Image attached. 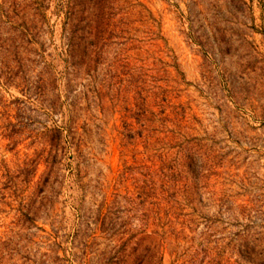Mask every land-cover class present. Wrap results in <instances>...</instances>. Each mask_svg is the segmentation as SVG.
<instances>
[{
    "label": "rangeland",
    "instance_id": "1",
    "mask_svg": "<svg viewBox=\"0 0 264 264\" xmlns=\"http://www.w3.org/2000/svg\"><path fill=\"white\" fill-rule=\"evenodd\" d=\"M46 1L40 59L59 78L65 102L67 88L60 78L66 67L63 16L56 11V0ZM127 1L135 6L122 5L134 38L127 48L143 63L148 88L154 93L158 91L153 87L167 89L172 102L190 107L186 119L195 131L189 133L207 155L217 156L218 163L205 167L206 188L196 206L204 217L220 221L209 238L213 243L199 245L205 230L202 222L197 231L185 229L183 234L174 223L175 235H155L156 241H166L161 264H264V0ZM8 32L7 25H0V40L21 41ZM26 49H21V71L0 70V264H101L114 255L117 237L99 230L95 220L100 208L108 212L107 222L128 230L125 239L132 240L127 249L144 238V225L150 224L148 216L152 219L153 214L141 193L144 175L158 167H147L150 151L144 149L145 138L126 141L122 135L124 123L133 121L126 108L132 107L134 86L127 85L126 76L118 71L111 87H103L97 99L88 92L86 79L74 80L70 86L74 119L87 123L90 130L79 149L67 151L75 157L72 167L79 168L81 178L44 188L42 195L36 184L46 170L39 142L45 140L43 127L61 123L68 111L64 104L62 116L46 114L48 93L37 97L34 91L42 64L34 68L31 62L38 57ZM4 55L0 53V62L15 66L13 56ZM219 199L230 203L221 213ZM247 215L255 226L252 262L240 256L234 237ZM194 251L199 256L189 263ZM127 264H133L132 256Z\"/></svg>",
    "mask_w": 264,
    "mask_h": 264
},
{
    "label": "trees",
    "instance_id": "2",
    "mask_svg": "<svg viewBox=\"0 0 264 264\" xmlns=\"http://www.w3.org/2000/svg\"><path fill=\"white\" fill-rule=\"evenodd\" d=\"M46 2V0H0V25H7L10 30L8 33L17 34L21 38L18 43L11 38L0 40V53H4L7 59L13 56L10 61L15 62V66L12 67L9 61H1L0 70L5 69L8 73L15 69L21 71L24 68V60L20 57L21 49L29 48L27 52L38 57L31 62L34 63V68L42 64V71L39 73L41 78L39 77L35 82L34 91L37 97L48 93V103L44 108L46 114L62 116L61 110L64 104L68 111V114L64 113L67 119L62 120L61 123L54 121L49 127H43L45 140L42 142L38 140L43 147L42 162L46 167L36 184L41 188L40 193L44 194V188L58 187L67 178L74 177L77 180L81 178L79 168L72 167L71 159L75 157L68 155L67 151L74 147L79 149L83 138L90 130L87 128V123L79 124L74 119L76 106L70 97L71 84L81 76V79L89 82L88 92L99 99L102 96L101 89L111 87L112 78L119 71L121 75L126 76L127 85L134 86V95L131 97L132 107L126 108L129 112L128 118L133 121L124 123L123 139L132 141L137 137L145 138L144 149L152 152L148 154L150 165L147 167L158 168L157 172L151 170L144 175L145 181L141 193L144 196L143 203L148 205L147 210L153 214L152 219L148 216L150 224L144 225V238L134 242L133 248H126L132 240L130 237L125 239L128 230L123 229V226L117 228L114 221L107 222L108 212H103L102 208L97 211L95 223L99 225V230L105 233L111 232V236L117 237L112 247L114 255L104 259L101 264H127V259L131 256L133 264H161V252L166 241L163 238L159 240L160 242L156 241L155 235L164 237L166 232L175 235L171 231L174 223L179 224L181 227L179 233L183 234L185 229L191 233L197 231V225L202 222L205 230L199 235V238H202L199 245L213 243L209 238L217 232L215 228L220 221L217 218L204 217L196 206L201 200L202 190L206 188L204 181L207 177L203 173L204 169L216 166L217 156L214 153L207 155L198 138L190 135L189 130L195 131L186 119V110H190V107L181 102H172L168 98L170 91L167 89L153 87L158 91L154 93L148 88L146 78L149 76L144 73L143 63L137 55L133 56L129 53L131 48H127L134 38L130 37L128 32L127 16L124 15L122 5L131 6V9L135 6L127 0H56V11L63 16L66 67L60 78L65 80L67 88L64 102L58 90L59 78L52 73L50 64L40 59L42 57L40 52L43 49L40 37L48 9ZM98 76H101L99 81ZM121 81L122 79L120 83ZM151 81L154 82L153 79ZM114 98H110L111 101ZM101 109L103 110V107ZM191 119L198 121L194 116ZM155 135L157 137H154ZM156 143L160 145L158 148L155 146ZM36 174L37 168L30 178L33 179ZM30 181L32 180L29 179L27 182ZM155 187L159 188V193L156 192ZM155 194H158L155 197L156 201L148 202ZM56 196L57 194L55 198ZM218 201L221 213L224 211L223 206L225 204L228 206L230 203L223 199ZM225 209L228 210V207ZM51 210H53L52 205ZM179 218L182 220L179 221ZM246 220V224L240 226L234 237L235 241L240 243L238 245L240 256L243 260L252 262L255 250L253 245L255 240H252L253 237L255 238L253 233L255 226L253 217L247 215ZM236 224L240 225V222ZM164 228H167V231ZM186 238L187 236H183L182 239L185 241ZM193 238H190L191 241ZM192 248L189 246L188 249ZM200 251L205 254L203 249ZM191 254L189 263L195 262L199 256L196 251Z\"/></svg>",
    "mask_w": 264,
    "mask_h": 264
}]
</instances>
